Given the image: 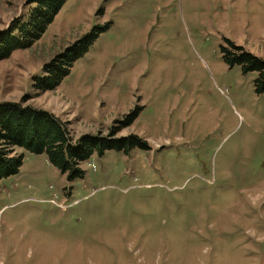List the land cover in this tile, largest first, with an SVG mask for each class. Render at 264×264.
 <instances>
[{
	"label": "rangeland",
	"instance_id": "1",
	"mask_svg": "<svg viewBox=\"0 0 264 264\" xmlns=\"http://www.w3.org/2000/svg\"><path fill=\"white\" fill-rule=\"evenodd\" d=\"M30 0H0V31ZM106 27L52 91L42 66ZM226 40L264 59V0H66L39 40L0 61V101L52 112L108 150L68 179L16 148L0 188V264H264V92L230 65Z\"/></svg>",
	"mask_w": 264,
	"mask_h": 264
},
{
	"label": "trees",
	"instance_id": "2",
	"mask_svg": "<svg viewBox=\"0 0 264 264\" xmlns=\"http://www.w3.org/2000/svg\"><path fill=\"white\" fill-rule=\"evenodd\" d=\"M66 0H30L27 18L15 19L0 31V61L13 52L25 49L39 40ZM106 27H92L71 46L42 66L41 77L34 78L38 92L55 90L70 73L74 62L82 57ZM222 47L230 65L239 64L244 71H256L254 86L257 93L264 92V59L250 53L243 46L226 40ZM27 97L19 101H0V188L2 180L18 173L22 157L15 154L23 148L34 154L46 155L48 161L68 179L83 175L82 163L94 154L108 150L128 151L134 147L148 148L137 134L118 136L136 117L137 110L114 122L109 132L99 130L81 136L72 135L67 122L52 112L26 104Z\"/></svg>",
	"mask_w": 264,
	"mask_h": 264
}]
</instances>
